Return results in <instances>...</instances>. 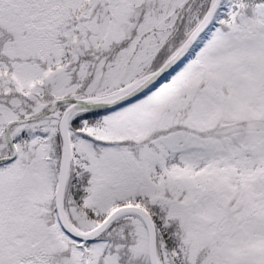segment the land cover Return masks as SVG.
Wrapping results in <instances>:
<instances>
[{"label": "snow or ice", "instance_id": "snow-or-ice-1", "mask_svg": "<svg viewBox=\"0 0 264 264\" xmlns=\"http://www.w3.org/2000/svg\"><path fill=\"white\" fill-rule=\"evenodd\" d=\"M0 264H264V0H0Z\"/></svg>", "mask_w": 264, "mask_h": 264}]
</instances>
